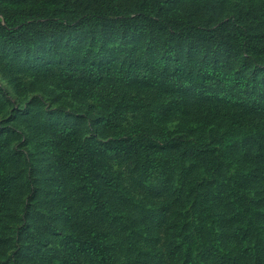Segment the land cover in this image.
Returning <instances> with one entry per match:
<instances>
[{
    "label": "rangeland",
    "instance_id": "obj_1",
    "mask_svg": "<svg viewBox=\"0 0 264 264\" xmlns=\"http://www.w3.org/2000/svg\"><path fill=\"white\" fill-rule=\"evenodd\" d=\"M241 44L264 0H0V264H234L211 209L239 194L264 254V107L237 104L264 51ZM242 67L254 94L204 82Z\"/></svg>",
    "mask_w": 264,
    "mask_h": 264
},
{
    "label": "trees",
    "instance_id": "obj_2",
    "mask_svg": "<svg viewBox=\"0 0 264 264\" xmlns=\"http://www.w3.org/2000/svg\"><path fill=\"white\" fill-rule=\"evenodd\" d=\"M155 22L154 20H152ZM160 21H158L159 23ZM176 24L180 25L182 22L175 21ZM179 33H182L184 35H187L188 38H201L202 37V30H196L194 29V26H181V28L178 29ZM250 49H256L257 51H264V46H252L251 44H241L238 48V52L244 53L247 52ZM248 54H245V57H247ZM126 62L113 60L106 64V74L111 75L115 78H128L130 75L132 76V73L135 72L131 71L130 67H127ZM241 66V63H240ZM97 70H104L101 65L97 66ZM207 72V79L204 82H209L211 80H215L221 84H225L227 87L230 88H237V90L242 94L241 97L244 95V91H246L249 86L251 91V94H254L253 91H256L257 88V78L255 76H251V81L245 78L244 74V68L242 67L241 73H238L237 71L231 72L226 74H214L213 71H211L210 68L206 70ZM211 75L213 77H211ZM131 78V77H130ZM206 92L204 91V94ZM248 93V91H247ZM238 106L247 107L248 109L253 110L254 106H259L260 108L264 107V93L258 92L257 95L253 98H245L243 101L237 102ZM251 107V108H249ZM173 146L177 144V146L182 147L185 154L197 157L201 153H203L204 150H201L199 147L194 145L193 143L186 142L184 140L179 139H173L172 140ZM108 147V146H107ZM110 148V147H108ZM108 148L107 149L108 151ZM151 147L144 149V152L147 153V155L151 154ZM116 150L117 148H110ZM258 160L256 159V162H260L264 165V156H257ZM263 162H262V161ZM261 167H259L260 169ZM263 173V170H262ZM258 174H261L259 172ZM257 178L260 176H258ZM207 181V180H206ZM205 184V182H203ZM237 200L233 201H222L220 204H216L214 209L216 210L215 218H219L218 220V228L223 233V239L227 238L235 239L238 248H239V258L234 264H262V256L264 254H261V252H256L258 248V243L252 244L251 242V234L253 233V230H259L262 231L263 226H259L256 224L254 220H252L251 217H255L258 215V210H255L254 208V201L252 198L247 199L246 197H243L241 194H239ZM218 200H220L222 197L217 196ZM197 202H194L192 205V209H195V205ZM214 212V211H213ZM214 214V213H213ZM195 215V214H194ZM261 216H264V212L261 213ZM195 217V216H193ZM214 218V219H215ZM244 257L246 259L245 263L242 261L241 257ZM223 264H229L228 261L225 259H222Z\"/></svg>",
    "mask_w": 264,
    "mask_h": 264
}]
</instances>
